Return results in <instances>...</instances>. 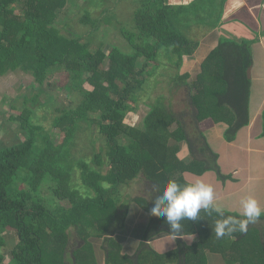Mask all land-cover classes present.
<instances>
[{
    "label": "trees",
    "instance_id": "obj_1",
    "mask_svg": "<svg viewBox=\"0 0 264 264\" xmlns=\"http://www.w3.org/2000/svg\"><path fill=\"white\" fill-rule=\"evenodd\" d=\"M69 1L0 0V75L15 69L30 72L41 92L47 77L57 70L63 78L62 88L81 95L74 108L56 109L59 114L52 126L58 129V141L42 127L29 126L24 111L17 117L23 137L18 134L12 144H0V263L5 258L6 234L11 232L16 241L10 250L12 264H99L96 257L88 256L95 252L91 238L101 241L103 264H206V252L220 249L211 240L192 246L177 238V247L163 253L147 243L170 231L163 217L150 215L133 253L124 250V237L119 233L130 230L127 221L132 203L149 213L156 190L166 181L187 183L181 176L173 178V173L196 170L177 157L178 146L170 140L186 142L193 166L202 164L198 172L212 170L224 177L198 121L206 116L225 121L228 126L223 137L227 140L234 139L247 124V70L252 63L249 45L220 36L199 73L189 81V73L176 71L183 56L192 54L198 44L201 35L196 33L193 38L191 34L203 27L214 29L225 0L186 4L130 0L131 25L110 24L127 41L129 52L116 44H110L106 52L91 46L89 40L81 41L80 34L78 38L62 33L56 27L57 16ZM103 1L102 5L93 0L74 5L82 7L79 21L88 26L87 33L92 36L102 22L110 23L105 21L107 0ZM88 7L98 8V15L91 17ZM162 64L166 66L160 74L167 76V84L187 90L192 135L182 115L164 102L162 93L151 98L141 124L128 120L129 113L137 109L146 81ZM86 81L90 89L84 85ZM28 98L40 101L38 93ZM83 122L96 125L103 138L90 161L71 152ZM135 180L141 181L143 190L132 196L130 188ZM45 183L53 194L52 206L41 194ZM182 223V235L198 233L194 221ZM248 237V233L239 236L241 240L230 245L231 251L239 249ZM220 243L223 246L225 241ZM80 252L85 256L80 257ZM227 264L233 263L227 260Z\"/></svg>",
    "mask_w": 264,
    "mask_h": 264
},
{
    "label": "crops",
    "instance_id": "obj_2",
    "mask_svg": "<svg viewBox=\"0 0 264 264\" xmlns=\"http://www.w3.org/2000/svg\"><path fill=\"white\" fill-rule=\"evenodd\" d=\"M191 1L193 0H167L168 3L176 4L189 3ZM80 3L83 4V0H80ZM113 22L116 23V21ZM102 24L104 31L111 29L118 32L117 29L111 27V22ZM220 36L247 43L252 54V63L248 73L250 78L248 122L237 131L232 140H225L223 137V132L228 126L225 121L214 120L211 118L212 116H206L198 121L199 124L197 123L210 148L217 154V162L224 177L217 176L212 170L198 172L197 169H201L202 164L199 166L201 162H196L198 165L193 166L195 165L194 160L189 153L186 142L170 140L172 144L178 146L177 157L183 163L196 169H184L173 173L172 177L181 176L187 183L199 178L211 184L215 191V202L224 210L225 215L240 216L242 212L240 200L248 195L254 196L260 206L264 208V0H225L222 17L218 24L214 29L199 38L192 54L183 56L180 73H189V81L193 80L199 73L202 58L207 56L218 44ZM30 83L33 84L32 81ZM26 88L38 89L36 84L35 87H29L27 84ZM25 97H28V95L24 94L23 98L20 99L25 100ZM2 98L1 96L0 101H2ZM10 99L15 100L16 98ZM10 104L11 101L7 103L8 108L6 110L0 109V111L3 110L0 112V126L5 124L3 119L7 116V111L15 109V107L11 108ZM4 111H6V114L3 113ZM181 115H183L182 112ZM10 116H13L11 111ZM7 139H14V134L11 131H5V137H1L0 141L4 143ZM136 190H138L136 195H139L140 187L136 186L134 191ZM130 208V217L127 221L130 230L119 234L124 237L122 239L124 250L133 253L137 249L138 241L149 221L150 215L135 203H132ZM132 210H135L136 214H133ZM200 215L202 218L194 221L198 233L183 235L180 239L185 244H192V246L197 242L202 243L203 239L211 240L215 247H220V249L206 252V264H227V260L234 264L236 260L229 256L231 252L234 253L230 250V245H235L233 242H237L239 236L240 238L246 236L249 230L244 234L235 232L230 237L217 238L212 229H214L215 222L220 217L214 212L209 215L204 210H201ZM250 226H253L259 232L251 236V238L248 237V239L253 241L257 239L260 243H264V235H261L263 233L260 232L264 230V217L256 223L250 224ZM222 239L225 241L223 246L220 243ZM171 241H176V239L172 240L170 235L161 234L147 243L158 253H162L174 248V244ZM160 249L162 251H159ZM224 256L226 259H224Z\"/></svg>",
    "mask_w": 264,
    "mask_h": 264
},
{
    "label": "rangeland",
    "instance_id": "obj_3",
    "mask_svg": "<svg viewBox=\"0 0 264 264\" xmlns=\"http://www.w3.org/2000/svg\"><path fill=\"white\" fill-rule=\"evenodd\" d=\"M75 2L80 3V0L78 1L70 0L69 3H67L66 7L62 9L59 15L57 16L58 19H57L56 27L59 28L60 31H62V33H68V35H71L73 37L78 36V34H80L82 35L81 41L89 40L91 46H93L94 48L101 47L106 52L110 50L111 47L110 44L119 45L120 47H122V49L128 50L126 52H129L131 50V47L128 46L127 41L123 39L122 35L119 32L113 31L111 29L109 31H104L102 28L103 24H101L99 29H97L94 32L93 36L91 34H88L89 33L88 26L81 24L79 21V18L82 16V11H83L81 10L82 7L74 6ZM93 2L96 5L100 2V4L102 5L104 1L93 0ZM88 8L92 9L91 7ZM132 9H133V4L130 0H122L121 2H113V0H107V4L105 6V21L111 23H114L113 21H116L118 23V26L120 25L129 26L131 25V20H132ZM98 13H99V9L93 8L90 12V15L91 17H96ZM211 30L212 28L203 27L197 30L195 33H192L191 36L194 38L196 33H197V37L199 35L203 36L205 33ZM74 32H76L77 34ZM78 38H80V36H78ZM127 46L129 48H127ZM205 57L206 56L202 58L203 59L202 61H204ZM140 62L142 61H139V64H141ZM106 66H107V62H106ZM163 66H166V64H162L161 67L157 69V72L152 76H150L146 81L145 91L142 90L140 91L141 94L139 96L140 99L138 100L137 109L134 112L129 113L130 116L128 117V120L132 124H141L142 118L147 112L148 106H150L152 102L151 98L156 96V94L158 93H162L165 96L164 102H168L169 107L176 114L181 115L182 112L183 114L182 119L185 122V124H187L186 128L188 129L189 133L192 135L194 123L190 121L189 111L191 106H189L190 103H189L187 90L184 87H172L171 84H167L166 81L167 76L165 74H160V73H164L163 70H161ZM149 67H152V64H150L148 68ZM176 73L181 74L180 69L177 70ZM60 75H61V71L60 72H58L57 70L53 71L51 76H48L46 79L47 84L45 80V83L43 85V90L41 92L38 91L39 89L36 90V89L26 88L27 84L29 87H32L30 81H33V79L31 77L30 72L23 71L21 69H15L0 75V98L1 96L3 97L2 101H0V109L6 110L8 108L7 103L10 101H11L10 107L11 108L15 107V109L7 111L8 117L5 116V118L3 119L5 124H2V126H0V138L5 137V131L8 132L11 131L14 134V139H9V140L7 139L8 141L5 140L6 142L4 143L0 141V144L9 145L10 143L18 140L15 136L16 134L19 133L18 131L20 128L21 120L18 119L17 117L24 111L26 112L24 114V117L28 119L27 122L29 126L32 125L40 126L43 128V132L48 131L51 134L52 138L56 139L57 141L59 140L60 135L58 133V129L52 126L53 118L59 114V111H57L56 109L60 108L63 110V109L74 108L75 106H77L78 102L81 99V95L76 91L72 90L71 92H68L62 88L63 78L61 80ZM171 82L174 81L171 79ZM84 85L89 89L91 87L87 83V81L84 83ZM169 86L170 89H168ZM35 93H38V100H40L36 103L32 102L28 98L34 95ZM24 94L28 95L27 100L20 99L23 98ZM10 98H16V99L11 100ZM24 101H26V103H23ZM3 110H1L0 112H2ZM10 111H11V115L13 116H10ZM5 112L6 111H4L3 113ZM231 135L232 134H229L228 137H230ZM22 137L23 136L19 134V138ZM73 142L74 144L73 146H71V152L73 153V155L77 157L82 156L87 161H90L93 153L98 151L99 147L102 145L103 138L98 135L96 125H89L88 123L83 122L81 124V127L77 130ZM104 170H106V167L104 168ZM131 185L132 187L130 188V190L132 189V191L130 194L132 196H135L138 192V190L134 191L136 186L138 188L140 187L139 192L140 194L142 193L143 185L141 184V181L139 182L135 180ZM126 191L127 189L123 188V192L125 193ZM41 194L43 199L49 205L52 206L54 204L52 200V195H53L52 191L46 183L42 187ZM58 202L59 201H56V204ZM132 213L136 214L135 210H132ZM248 230H249L248 236L250 238L251 236L255 235L257 232H259L255 230L253 226H250ZM260 232L263 233L261 235H264V230H261ZM14 239L15 238L13 237L11 232H8L6 234L7 246L4 252L5 258L0 264H12L10 262V258H11L10 250L16 242ZM90 240L93 243L95 252L94 255L88 254V256L96 257L99 261V264H103L104 253L101 248L100 239L91 238ZM249 240L252 239H246L244 242L240 244V248L235 250L237 251V253L231 252L229 254L230 258L233 257L234 260H236L234 264H239L241 260L244 261L246 260L245 264H264V252L261 251V249L263 248L262 246L264 245L263 242L260 243L259 241L256 242L251 241L249 245L245 244V242H248ZM171 243L174 244V248L177 247L176 241H171ZM174 248H171L169 250H172ZM159 251L162 250L160 249ZM80 254H81L79 255L80 257L85 256V254L82 252H80ZM220 254L223 255L222 253ZM224 259H226V257ZM223 261L225 262V260ZM166 262H167V258L165 257L164 263Z\"/></svg>",
    "mask_w": 264,
    "mask_h": 264
},
{
    "label": "clouds",
    "instance_id": "obj_4",
    "mask_svg": "<svg viewBox=\"0 0 264 264\" xmlns=\"http://www.w3.org/2000/svg\"><path fill=\"white\" fill-rule=\"evenodd\" d=\"M156 191L157 195L152 198L153 206L149 215L164 218L172 240L183 237L182 221H196L202 218L201 210L209 215L214 212L220 217L212 229L217 238L230 237L235 232L246 233L250 224L264 217V208L251 195L241 198L242 212L239 217L226 216L224 210L215 202L213 186L199 178L190 183L169 179Z\"/></svg>",
    "mask_w": 264,
    "mask_h": 264
},
{
    "label": "flooded vegetation",
    "instance_id": "obj_5",
    "mask_svg": "<svg viewBox=\"0 0 264 264\" xmlns=\"http://www.w3.org/2000/svg\"><path fill=\"white\" fill-rule=\"evenodd\" d=\"M33 82V81H32ZM46 84H47V81H46ZM37 85V84H36ZM32 87H34L35 85L34 84H31Z\"/></svg>",
    "mask_w": 264,
    "mask_h": 264
},
{
    "label": "water",
    "instance_id": "obj_6",
    "mask_svg": "<svg viewBox=\"0 0 264 264\" xmlns=\"http://www.w3.org/2000/svg\"><path fill=\"white\" fill-rule=\"evenodd\" d=\"M247 72L249 73L250 72V69H248Z\"/></svg>",
    "mask_w": 264,
    "mask_h": 264
}]
</instances>
